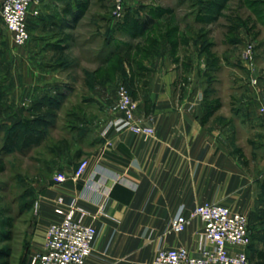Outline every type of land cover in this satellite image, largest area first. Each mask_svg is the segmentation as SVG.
I'll list each match as a JSON object with an SVG mask.
<instances>
[{
  "label": "crops",
  "instance_id": "1",
  "mask_svg": "<svg viewBox=\"0 0 264 264\" xmlns=\"http://www.w3.org/2000/svg\"><path fill=\"white\" fill-rule=\"evenodd\" d=\"M124 1L132 10L167 12L135 34L125 18L112 17L110 0H35L26 19L31 39L16 53L0 4V149L8 134L21 135V152L5 155L23 158L33 199L18 215L28 220L24 253L8 247L4 264H28L44 250L47 227L63 219L57 209L73 206L97 229L87 264H154L160 250L178 247L198 257L203 222L194 218L182 233L171 224L205 202L247 217L245 252L251 264H264V160L255 165L244 151L264 152V0H228L209 21L201 0H180L181 17L161 0ZM232 22L234 36L219 41L229 50L218 52L212 29L228 31ZM247 44L254 63L243 86L232 50ZM225 69L234 94L208 99ZM123 81L138 103L137 121L154 135L121 127ZM243 87L250 98L240 100ZM84 160L85 173L74 179ZM61 173L66 180L57 182Z\"/></svg>",
  "mask_w": 264,
  "mask_h": 264
},
{
  "label": "built area",
  "instance_id": "2",
  "mask_svg": "<svg viewBox=\"0 0 264 264\" xmlns=\"http://www.w3.org/2000/svg\"><path fill=\"white\" fill-rule=\"evenodd\" d=\"M34 1L0 0L2 18L17 47H22L31 39L26 19ZM125 13V1L113 0L112 17L120 21ZM241 58L249 67L253 66V45L247 44L242 49ZM253 82L256 83V80ZM117 95L118 109L123 115L121 127L146 137L154 135L153 128L137 121L138 103L125 84H119ZM259 112L264 122V105L259 108ZM87 167L88 161H82L74 173V179L80 178ZM55 179L63 182L66 177L61 173ZM59 202L62 204V200ZM57 213L63 219L47 227L44 250L31 255L28 264H87L97 235L96 227L85 222L86 213L74 206L66 213L59 208ZM194 218H199L204 224L198 237L202 254L193 256L185 247L163 249L157 253L154 264H251L245 252V248L251 244L249 221L243 213L221 204L205 202L197 205L189 216H176L171 231L184 232ZM206 242L214 248H205Z\"/></svg>",
  "mask_w": 264,
  "mask_h": 264
},
{
  "label": "rangeland",
  "instance_id": "3",
  "mask_svg": "<svg viewBox=\"0 0 264 264\" xmlns=\"http://www.w3.org/2000/svg\"><path fill=\"white\" fill-rule=\"evenodd\" d=\"M101 1L105 3L109 0ZM146 1L151 2V0ZM159 1L152 0V2L156 3ZM110 2H112L113 4V0H110ZM159 4L176 5L178 9V15L179 17H181L180 0H161ZM222 21L226 20L222 19ZM212 30L213 31L211 35L213 34L216 38L217 51L225 53L227 50H229V45L219 43V41L225 36V34H229L228 31L223 26H215ZM231 33L232 36H234V32ZM18 49H20V47H14L15 53ZM232 51V53L236 57V62L238 64L237 79L241 83V85L246 86V81L247 79H249L247 78L246 73V69L248 68V66L241 58L242 49L238 48ZM219 77L222 79L220 89H214V92L212 91L213 93H211L207 98L216 101L229 100L230 96L234 94L233 91L230 92L229 88L230 83H233L231 80L229 69H225V71L221 73ZM237 95L238 99L240 100L250 98V95L247 94V91L244 87L238 89ZM241 142V144L244 145V141L242 140ZM247 148L248 149L244 151L247 152L249 156L251 155L253 164H259L262 162V160H264V152L261 149L253 150L250 146H248ZM243 156H245V154H243ZM24 170L25 168L23 164V158L20 154L5 155L0 153V250L5 251V249L7 250L8 247H12L15 255L18 256H21V254L24 253L22 251L21 241L23 239L25 225L28 222L25 217H19L18 215L26 209V203L33 200L31 194L29 193L28 185L23 179V173L25 172ZM254 174H257L256 170L254 171ZM5 235L10 238V242H7V238L5 237ZM4 254L6 253L4 252ZM4 254L0 256V264L5 263L6 258Z\"/></svg>",
  "mask_w": 264,
  "mask_h": 264
},
{
  "label": "trees",
  "instance_id": "4",
  "mask_svg": "<svg viewBox=\"0 0 264 264\" xmlns=\"http://www.w3.org/2000/svg\"><path fill=\"white\" fill-rule=\"evenodd\" d=\"M228 0H201V2L205 3L206 9H207V20H213L214 16L216 17L218 15V13H214L213 9H218L219 7H223L226 2ZM144 12V15H141V12ZM170 12H172V10H169ZM146 12V13H145ZM167 12L166 9L164 8H160L158 11L156 10H144V6L141 8V10L137 9V10H132L130 8H128L126 6V13H125V21L126 24H128V26H132V29L134 31V33H140V34H144L146 32L149 31L150 27L152 26V24H154V21L156 20V18H159L161 16H163V14H165ZM239 18V17H238ZM240 20V19H239ZM237 28V24L236 22H232L231 26L228 28V33L229 31L231 32H235ZM208 34V33H207ZM166 36V35H163ZM164 39V38H163ZM147 41H150L149 37L147 39ZM153 41V40H151ZM153 43H157V47L158 49H162L164 47L165 41L164 43H160L159 41H153ZM159 43V44H158ZM211 44L210 43H206L204 45L205 50L207 53H209V48H210ZM148 48V47H146ZM123 60H121L120 62H122ZM208 65L212 64V61H207ZM123 84H125L127 86V88H129V91L132 95V92L130 90V87L127 83V81H123ZM8 138L5 139L4 142V146L0 149V153L1 154H6V153H12V152H21L22 150V137L21 135H19V133H11L8 134ZM30 193V191H29ZM5 237L8 239L9 237H7L5 235ZM5 251H1L0 250V256H2V254H4Z\"/></svg>",
  "mask_w": 264,
  "mask_h": 264
}]
</instances>
